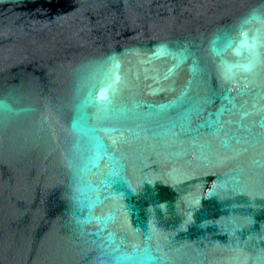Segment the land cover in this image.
Masks as SVG:
<instances>
[{
  "label": "water",
  "instance_id": "water-1",
  "mask_svg": "<svg viewBox=\"0 0 264 264\" xmlns=\"http://www.w3.org/2000/svg\"><path fill=\"white\" fill-rule=\"evenodd\" d=\"M147 233L164 264H264V0H0V264Z\"/></svg>",
  "mask_w": 264,
  "mask_h": 264
},
{
  "label": "clouds",
  "instance_id": "clouds-1",
  "mask_svg": "<svg viewBox=\"0 0 264 264\" xmlns=\"http://www.w3.org/2000/svg\"><path fill=\"white\" fill-rule=\"evenodd\" d=\"M82 183L83 180L76 177L73 185V195L69 200V206L73 209L72 220L77 225L79 224V216L76 215V211L82 204L80 198V185ZM104 264H164V258L153 248L147 233L145 242L139 246L111 248Z\"/></svg>",
  "mask_w": 264,
  "mask_h": 264
}]
</instances>
